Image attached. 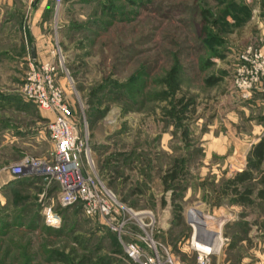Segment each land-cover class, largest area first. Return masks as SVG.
<instances>
[{"label":"rangeland","instance_id":"rangeland-1","mask_svg":"<svg viewBox=\"0 0 264 264\" xmlns=\"http://www.w3.org/2000/svg\"><path fill=\"white\" fill-rule=\"evenodd\" d=\"M249 46L264 47V0H0V183L24 157L44 159L53 150L47 127L54 116L27 102L21 88L32 65L56 64L107 188L127 209L152 212L149 231L175 264H195L193 228L183 217L195 214L191 223L205 226L195 203L221 190L200 193L201 145L214 141L203 138L222 133L234 148L231 133L249 129L251 109L237 119L228 111L237 58ZM257 94L264 100V87L239 98L247 106ZM43 191L32 178L0 189V264H137L117 235L79 206L56 201L61 222L49 226ZM168 207L180 217L162 232ZM205 222L213 230L212 220ZM249 247L230 248L229 264L255 259ZM160 255L170 264L162 249Z\"/></svg>","mask_w":264,"mask_h":264},{"label":"built area","instance_id":"built-area-1","mask_svg":"<svg viewBox=\"0 0 264 264\" xmlns=\"http://www.w3.org/2000/svg\"><path fill=\"white\" fill-rule=\"evenodd\" d=\"M58 71L56 64L40 68L32 65L21 88L27 102L54 116L47 127L53 150L48 158L21 159L11 167L10 181L1 182L0 189L15 180L36 179L44 188L39 203L49 226L58 227L61 222L56 201L61 208L79 206L87 218H99L109 231L117 235L126 256L134 263L161 264L162 249L166 262L175 264L169 249L156 241L149 231L154 222L152 212L136 213L127 209L99 176L89 146L88 128H82L75 122L65 91L57 82ZM233 87L242 99H249L255 90L264 87L262 48L249 46L239 53ZM50 192L53 194L49 195ZM144 218H150V221L146 222ZM132 219L140 231L129 228ZM199 235H195L194 227L192 244L197 252L195 264H213V255L228 238L223 237L218 229L208 230L205 226Z\"/></svg>","mask_w":264,"mask_h":264},{"label":"crops","instance_id":"crops-1","mask_svg":"<svg viewBox=\"0 0 264 264\" xmlns=\"http://www.w3.org/2000/svg\"><path fill=\"white\" fill-rule=\"evenodd\" d=\"M262 51L264 52V47ZM233 95L229 100L231 103V107L228 109L230 117L237 119L240 110L251 109L253 114L247 117L249 129L246 133L239 132L237 129L231 133L230 138L236 140L233 143L234 148L231 147L232 144L226 142L227 136L222 133H220L221 136H205L203 138L204 141L208 138H213L214 141L208 143V146L206 143L201 145L202 156L198 164V182L199 187L202 186L204 191L201 189L200 193L205 194L206 197L211 196L210 191H207L209 190L208 186H214L216 189L221 188V190L215 193L214 198H198L195 206H199L197 215L205 227L210 223L205 221L212 220L213 230L218 229L223 237L228 238L225 245L213 255V264H229L226 253L230 248L246 246L248 249L252 244L249 248L257 254L255 259L243 255V258L235 264H264V246L262 245L264 238V146L259 147L264 143V100L261 99L260 94H257L258 98L249 100L248 105L245 106L237 93L234 92ZM240 101L242 105H240ZM257 108L261 113L260 118L256 114ZM222 161L226 163L225 166ZM191 171L192 167L190 166L189 172ZM9 179L6 176L4 181H10ZM191 181L190 185H194L195 181ZM7 185H11V182ZM244 186L250 188L243 190ZM253 188L255 189L253 190ZM246 191H250V193L246 195ZM154 199L160 201L161 198ZM164 201L170 204L167 198ZM171 209L170 207L166 208L164 221L168 220L169 222L163 223L162 232H166L167 227H171L172 229L169 230L173 231L175 227L173 224L177 219L170 211ZM187 215L183 218L186 217V223L191 224L193 233L194 226L204 227L197 223H195L196 225L191 223L190 220L196 218L195 214L189 212ZM198 237H200L199 234Z\"/></svg>","mask_w":264,"mask_h":264},{"label":"trees","instance_id":"trees-1","mask_svg":"<svg viewBox=\"0 0 264 264\" xmlns=\"http://www.w3.org/2000/svg\"><path fill=\"white\" fill-rule=\"evenodd\" d=\"M204 14L206 15L207 13L204 12ZM174 79H175V77H174V75H173V76L170 77V79H169V81H168L170 84L172 83V86L174 87V88H173V91H175V90L177 89V86H178V85H175V83H174ZM263 146H264V143H262V144L259 145V147H263ZM175 178H177V170H176L175 172L171 173V174H167V175H166L165 183L168 184L169 181H172V180H174ZM245 193H246V195H247V194L250 193V191H246ZM176 217L179 218L180 216H176Z\"/></svg>","mask_w":264,"mask_h":264},{"label":"water","instance_id":"water-1","mask_svg":"<svg viewBox=\"0 0 264 264\" xmlns=\"http://www.w3.org/2000/svg\"><path fill=\"white\" fill-rule=\"evenodd\" d=\"M32 56H33L34 59H36V51H35V49H32ZM200 231H201V227L200 226H196L195 227V235L198 236Z\"/></svg>","mask_w":264,"mask_h":264},{"label":"bare ground","instance_id":"bare-ground-1","mask_svg":"<svg viewBox=\"0 0 264 264\" xmlns=\"http://www.w3.org/2000/svg\"><path fill=\"white\" fill-rule=\"evenodd\" d=\"M196 225V224H195ZM196 227V226H195ZM202 228V227H201ZM210 229H212V228H210Z\"/></svg>","mask_w":264,"mask_h":264}]
</instances>
